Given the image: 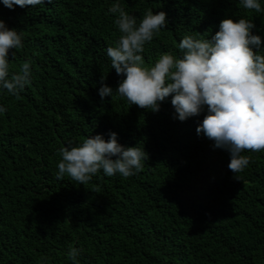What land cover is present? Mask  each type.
<instances>
[{"label": "trees", "instance_id": "trees-1", "mask_svg": "<svg viewBox=\"0 0 264 264\" xmlns=\"http://www.w3.org/2000/svg\"><path fill=\"white\" fill-rule=\"evenodd\" d=\"M113 2L0 3V19L22 33L11 70L26 60L32 69L18 97L0 93V264H72L70 247L82 249L79 264H264V150H243L249 164L234 174L228 152L196 133L205 113L175 119L170 97L156 112L115 94L101 102V76L113 88L122 78L106 54L119 36L106 14ZM120 4L138 20L146 9L166 13L142 53L149 65L164 52L179 56L186 34L210 38L226 17L251 20L264 37V12L239 0ZM109 131L144 148L140 171L101 170L83 185L57 178L61 147Z\"/></svg>", "mask_w": 264, "mask_h": 264}, {"label": "clouds", "instance_id": "clouds-1", "mask_svg": "<svg viewBox=\"0 0 264 264\" xmlns=\"http://www.w3.org/2000/svg\"><path fill=\"white\" fill-rule=\"evenodd\" d=\"M6 8H25L45 3V0H0ZM246 10L264 12L261 0H239ZM114 14L119 32L115 46L106 54L119 80L115 88L100 78L97 89L101 102L114 94L128 104L156 112L161 102L170 97L174 118L180 121L205 113L196 127L211 140L214 148L228 152V168L237 174L249 164L243 150H264V48L261 35L254 34L255 24L248 19L226 17L210 38L184 35L176 48L180 55L164 52L146 64L142 53L147 43L165 28L168 21L164 11L146 9L139 20L127 13L120 0L107 8ZM22 47V33L10 28L0 19V93L18 97L31 82L30 61H24L17 71L9 63L11 51ZM7 111L0 104V114ZM56 176H65L79 184L87 183L98 171L106 176L127 178L136 174L148 159L144 148L118 143L117 133L109 131L89 135L74 146L59 149ZM82 249L70 247L67 256L79 264Z\"/></svg>", "mask_w": 264, "mask_h": 264}]
</instances>
